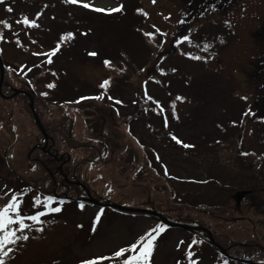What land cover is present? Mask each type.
I'll list each match as a JSON object with an SVG mask.
<instances>
[{
    "label": "rangeland",
    "instance_id": "obj_1",
    "mask_svg": "<svg viewBox=\"0 0 264 264\" xmlns=\"http://www.w3.org/2000/svg\"><path fill=\"white\" fill-rule=\"evenodd\" d=\"M200 1L0 4V21L11 24H0L2 93L35 92V111L48 130L45 145L63 154L55 160L40 150L44 139L25 95L0 97V208L15 196L20 213L31 216L39 209L36 200L55 193L153 210L199 229L72 201L39 221L25 220L22 232L13 224L16 235L29 238L7 245V255L0 252L4 264H80L101 255L112 257L104 264H122L113 253L158 224L164 229L144 264H187L186 258L214 264L219 250L202 228L230 256L262 257L264 192L237 207L233 201L251 187L248 180L262 177L264 189V0L230 2L227 15L240 42L231 20L217 18L212 4ZM187 6L197 16H184ZM222 11L219 5L217 14ZM25 17L38 26L23 24ZM100 91V99L84 100ZM110 96L122 103L115 108ZM65 123L70 140H64Z\"/></svg>",
    "mask_w": 264,
    "mask_h": 264
},
{
    "label": "snow or ice",
    "instance_id": "obj_2",
    "mask_svg": "<svg viewBox=\"0 0 264 264\" xmlns=\"http://www.w3.org/2000/svg\"><path fill=\"white\" fill-rule=\"evenodd\" d=\"M71 2L75 3L76 0H71ZM153 3H155V0H153ZM0 4H5V0H0ZM83 7L89 8L90 5L85 3L83 4ZM123 6H120L119 8L116 9H102V8H92L93 11L96 12H116L122 10ZM6 11L8 13L13 12V8L11 6L6 7ZM37 16L40 15V13L36 14ZM16 23H21V21H16ZM23 24L29 25L31 27H37L38 25L35 23V21H30L29 18L25 17L22 21ZM0 24H3L6 28H11V24H9L7 21H0ZM71 36V34H69ZM0 39H3V35L0 34ZM184 41L189 40L188 36H184L182 38ZM180 41L178 40L177 43ZM35 43V42H33ZM58 47V46H57ZM207 47V45H205ZM55 49H53L52 53H49V55L54 54ZM90 55L95 56L96 53H90ZM193 59H199V57H193ZM49 63L51 62L50 60L48 61ZM107 63V62H105ZM108 84V81L105 80L103 82V87L104 85ZM48 87H53V85H48ZM111 99V98H110ZM246 99V98H244ZM115 103L120 104L122 101L116 100ZM250 111V110H249ZM249 113L246 112L243 115H248ZM235 123V122H233ZM173 140L176 141L177 144H181L182 141L177 139L176 136L172 137ZM184 147H190L189 145H183ZM53 197L49 196L47 197V200H52ZM46 206V205H45ZM82 207V206H81ZM52 211L59 212L61 209L59 207L51 209ZM15 212L16 215L13 217L10 215V213ZM45 215L44 212L37 211L34 215L31 216H23L20 214L19 211V205L16 203V197L13 196L7 204H5L2 208H0V233H3V235H0V252H3L5 247L10 244H15L17 241L20 239L27 240L29 237L28 236H18L16 235V230L12 229L11 226L13 224H18L19 225V230L22 232L25 228L28 227L24 223L25 220H32V221H39V217ZM99 215L97 214L96 220H99ZM164 229V225L158 224L155 226V228L151 229L148 232H145L143 235H141L138 240L134 243H132L130 246L126 247H121L118 250H116L113 253L114 258H123L122 264H144V261L147 260V258L151 255L153 252L155 246H156V240L157 236L161 233V231ZM194 243V242H193ZM180 244H183V241L179 242L177 245V250H179ZM137 248L139 250L137 251ZM8 252H11L12 249L9 247ZM128 253H133L131 255H127ZM3 255H7V252H3ZM112 257L109 256H99V257H94L92 259H87V260H82L80 264H100L101 261H106L111 259ZM0 264H4L3 256L0 255ZM227 264V262H225Z\"/></svg>",
    "mask_w": 264,
    "mask_h": 264
},
{
    "label": "water",
    "instance_id": "obj_3",
    "mask_svg": "<svg viewBox=\"0 0 264 264\" xmlns=\"http://www.w3.org/2000/svg\"><path fill=\"white\" fill-rule=\"evenodd\" d=\"M2 79H3V71H2V63H1V60H0V85H1ZM29 107H30L31 112L34 114L32 100L30 102ZM34 119H35L36 125L38 127H41V124L39 122V119L36 116L34 117ZM43 134L45 135L44 132H43ZM99 205L100 206H107L106 204H99ZM109 205L111 207H113V208H116V209H118L120 211H124V212H132V213H139V214H151V215H155L158 218H161L163 220V222L166 223V224H168L169 226L183 228V229H189V226H187V225L180 224V223H171V222L167 221L165 218H163L161 215H159L158 213L153 212V211H150V210H147V209L129 208V207H124V206H119V205H116V204H109ZM202 229H204V228H202ZM204 230H206V229H204ZM207 233L209 235L210 242L212 244L216 245L221 251H223V249L218 244L215 243L212 235L208 231H207ZM241 262H246L248 264H257V263H253L252 261H246V260H241ZM260 264H264V263H260Z\"/></svg>",
    "mask_w": 264,
    "mask_h": 264
},
{
    "label": "flooded vegetation",
    "instance_id": "obj_4",
    "mask_svg": "<svg viewBox=\"0 0 264 264\" xmlns=\"http://www.w3.org/2000/svg\"><path fill=\"white\" fill-rule=\"evenodd\" d=\"M233 0H203V1H200V6H206L208 3H210V4H212L211 5V11L217 16V18H226V19H229V20H231V21H233V19L232 18H228V16L229 15H227L229 12H228V8H229V10H233V5L234 4H231L230 6H229V4H230V2H232ZM220 5V7L221 8H223V11H222V13L223 14H217L218 13V6ZM187 14H192V15H195V14H197V13H195V14H193V12L192 11H190V13H184V15L185 16H187ZM238 38H239V42H240V33H238L237 35H236ZM254 37V35L252 36V38ZM240 48H243V46H240ZM249 48V47H248ZM260 65H264V62L263 61H261V63H260ZM262 66L260 67V68H262ZM260 74V73H259ZM46 143H44V146L43 147H41L40 148V150L43 152V153H45V154H47L48 156L49 155H51L52 157H53V154L54 153H52L51 151H50V149H51V146H49L48 144L47 145H45ZM49 147V150H47L46 148H48ZM39 148V146H37V145H35L34 146V150L35 149H38ZM46 149V150H45ZM55 159V158H54ZM56 160V159H55Z\"/></svg>",
    "mask_w": 264,
    "mask_h": 264
},
{
    "label": "trees",
    "instance_id": "obj_5",
    "mask_svg": "<svg viewBox=\"0 0 264 264\" xmlns=\"http://www.w3.org/2000/svg\"><path fill=\"white\" fill-rule=\"evenodd\" d=\"M65 127V133H64V137H65V139L64 140H70V139H72V137L71 136H69V131H70V129H71V127L69 126V125H67V127H66V125L64 126ZM48 131V130H47ZM262 177H259V178H255V179H257V181H253V180H248V182L247 183H249L250 184V186L251 187H249V188H246V189H244L245 191H247L246 193H245V195H243L240 199H238V198H235L234 199V205L237 207V206H240L241 204H243L244 203V201L247 199L246 197L247 196H249V195H251V194H259V192H264V189H262V190H260L259 188H263V187H261L260 186V184L261 183H259V179H261ZM257 182V183H256ZM256 183V184H255ZM244 185V184H243ZM52 195V196H51ZM50 196L51 197H55L54 196V193H52ZM59 197H61L62 196V194H57ZM264 195V194H263ZM250 199L252 200V197H250ZM252 202V201H251ZM262 202H264V197H263V200H262ZM259 214H262V215H264V210L262 211V212H259ZM254 261V260H253ZM256 262H264V251H263V254H262V257L259 259V260H256Z\"/></svg>",
    "mask_w": 264,
    "mask_h": 264
}]
</instances>
